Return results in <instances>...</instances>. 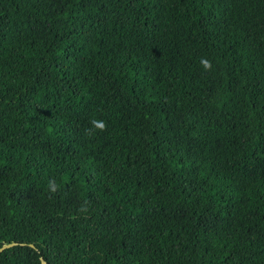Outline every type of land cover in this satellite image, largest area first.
<instances>
[{
	"label": "trees",
	"instance_id": "obj_1",
	"mask_svg": "<svg viewBox=\"0 0 264 264\" xmlns=\"http://www.w3.org/2000/svg\"><path fill=\"white\" fill-rule=\"evenodd\" d=\"M9 242L0 264H264V0H0Z\"/></svg>",
	"mask_w": 264,
	"mask_h": 264
},
{
	"label": "water",
	"instance_id": "obj_2",
	"mask_svg": "<svg viewBox=\"0 0 264 264\" xmlns=\"http://www.w3.org/2000/svg\"><path fill=\"white\" fill-rule=\"evenodd\" d=\"M14 243H15V242L5 243V244H3V245L0 246V250H2V249L5 248V247H8V246H10V245H13ZM31 245H33V244L31 243ZM40 260H41V263H42V264H47V261L45 260V258H44L43 256H40Z\"/></svg>",
	"mask_w": 264,
	"mask_h": 264
},
{
	"label": "clouds",
	"instance_id": "obj_3",
	"mask_svg": "<svg viewBox=\"0 0 264 264\" xmlns=\"http://www.w3.org/2000/svg\"><path fill=\"white\" fill-rule=\"evenodd\" d=\"M205 67L207 68V67H210V64L208 63V62H205ZM100 130H104V128H105V125L103 124V123H101V122H96V121H94L93 122Z\"/></svg>",
	"mask_w": 264,
	"mask_h": 264
}]
</instances>
